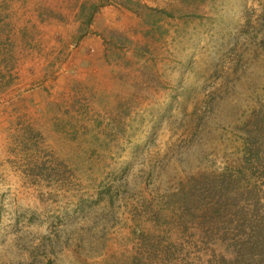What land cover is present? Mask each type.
<instances>
[{"label": "rangeland", "instance_id": "1", "mask_svg": "<svg viewBox=\"0 0 264 264\" xmlns=\"http://www.w3.org/2000/svg\"><path fill=\"white\" fill-rule=\"evenodd\" d=\"M253 221L264 0H0V264H221Z\"/></svg>", "mask_w": 264, "mask_h": 264}, {"label": "trees", "instance_id": "2", "mask_svg": "<svg viewBox=\"0 0 264 264\" xmlns=\"http://www.w3.org/2000/svg\"><path fill=\"white\" fill-rule=\"evenodd\" d=\"M257 190V187L254 189L247 187L245 193L248 196L256 197ZM241 212L243 210H239L237 213L241 215ZM250 226L252 228L250 233H248L249 230L246 231L244 228L242 234L238 237L236 236L235 257L232 260H228L221 256V264H264V221H253Z\"/></svg>", "mask_w": 264, "mask_h": 264}]
</instances>
